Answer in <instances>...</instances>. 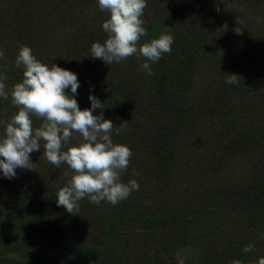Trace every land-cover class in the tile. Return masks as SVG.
Instances as JSON below:
<instances>
[{"label": "trees", "instance_id": "16d2710c", "mask_svg": "<svg viewBox=\"0 0 264 264\" xmlns=\"http://www.w3.org/2000/svg\"><path fill=\"white\" fill-rule=\"evenodd\" d=\"M13 1L12 8L4 12V7H0V38L6 37L0 43V49L5 50L14 45L16 50V54L5 61L7 65L2 70L4 75L9 80L22 81L25 69L23 66L17 68L14 63L21 46L31 48L33 55L49 67L55 64L75 74L79 72L81 85L92 90L103 104L101 109L104 111L98 110V115L103 112V118L107 117L115 125L114 128L120 129L119 135L115 131L111 134L113 143L127 146L132 152L127 169L121 173V182L127 184L136 180L139 184L138 190L132 191L127 199L117 205L101 201L97 211L90 214L88 210L95 203H90L85 197L79 201V211L69 214L63 206H57L56 200L58 191L68 185L73 172L66 167V163L58 168L50 164L44 157L42 141L41 149L32 152L31 156L38 160L35 172L16 169L17 181L23 180L24 186H30L31 193L28 194L39 207L32 219V224L37 227H30L31 232L42 236L44 245L42 247L37 241L39 248L79 264H103L112 249L109 239L114 232L113 225L120 218L131 214L153 226L162 222L175 226L197 222V215L209 208L208 200L212 193L219 204L232 208L237 206L241 220L247 227L264 233V44L259 40L258 28L242 25V43L233 32H227L226 40H219L216 33L224 23L199 8V0L184 2L185 7L195 8L193 12L184 14L190 19L189 22H185V17L180 19L182 15L177 14H144L142 19L145 20L146 42L162 34L174 37L172 50L164 54L162 64L144 60V63H150L153 72L148 75L144 68L138 72L133 66L134 60L130 58L110 65L100 59H93L90 56L91 45L105 42V39L100 40L101 34L83 36L82 39L78 33L64 34L60 29L52 32L49 19L38 21L36 18H27L30 10L24 16L16 14L21 3L30 0H11V3ZM232 2L221 1L231 18L237 13ZM15 18H18L17 24L11 21ZM234 39L239 43L233 45ZM202 64L212 74L210 80L215 88L211 90L206 85L202 94L194 95L199 97L201 105L188 123L190 131L186 129V116L181 113L177 115L178 106L169 111L177 118L172 120V127H167L161 115L162 104H173L166 90L167 84L171 80L182 82L190 91L188 85L192 83V78L187 73L191 69H199ZM3 65L0 60V71ZM120 74L126 77L124 82ZM230 74L239 76L237 83L226 82ZM134 86L137 90L131 94ZM124 87L127 88L126 99L131 102L129 107L132 110L124 106L126 99L122 101L117 94ZM13 115L10 106L0 97V119L4 130L5 122L10 121ZM139 117L147 121V128L142 123L140 125L143 127H134L135 123L141 122ZM42 123L41 119L33 117L34 129ZM203 123L208 128L204 141L208 146L211 145V153L205 157L194 156V162L187 166L186 161H190L187 159L188 152L181 155L177 143L179 137L173 131L181 128L182 137L185 138L195 126ZM81 142L78 134L73 133L69 141L71 146ZM135 142H138L137 147ZM69 143L63 146L62 151L71 147ZM223 159L225 163L226 159L230 160L233 165L223 167ZM183 167L188 168L190 175L187 176L185 187L177 174ZM219 168L222 170L219 171ZM135 172L141 173L148 182L138 178L141 175L137 176ZM215 177L221 179V186L211 185ZM0 178L3 180L1 175ZM172 199L182 204H172ZM159 209L165 213L164 216H161L163 213H156ZM1 216H4L2 212L0 264H30L16 256L17 249L13 254L2 244L10 242L7 230L13 226H19L24 237L33 242L34 238L38 240L37 235L28 236L24 231L27 226L16 222L15 225L11 220L6 223ZM47 228L51 229L50 234ZM66 229H69V233ZM79 231L88 232L85 238L91 235L92 238L98 237L97 244H90L91 241L83 243L80 238L75 240L71 234H83ZM250 244L252 241H243L244 247ZM2 257L6 260H2Z\"/></svg>", "mask_w": 264, "mask_h": 264}, {"label": "rangeland", "instance_id": "374dc122", "mask_svg": "<svg viewBox=\"0 0 264 264\" xmlns=\"http://www.w3.org/2000/svg\"><path fill=\"white\" fill-rule=\"evenodd\" d=\"M199 1V8L211 14L217 20H222L224 23L219 27L216 33L219 40H226L228 38L227 32H233L235 36H238L240 39V43L244 42L243 39H241L242 33L240 30L241 26L245 24L255 29L258 28L256 30H258L259 33V40L264 44V0H232L233 7L237 12L234 14L233 18L228 16L227 7H222V0ZM184 2L185 0H148V8H146L145 14L151 16L157 14L158 16L177 14L182 15L180 19L185 17V22H189L190 19L184 16V14L193 12L195 8L185 7ZM13 4L14 1L11 3V0H0V7H4L2 12L7 8H12ZM41 13L43 14L40 15ZM16 14H18V16L21 14L22 16L26 15L27 18H36L38 21L47 18L51 22L52 32H55V30L59 31L60 29L62 31L61 33L64 34H70L72 32L73 34L78 33L82 39L83 36L86 37L93 34L99 36L101 34L100 40L107 39V33L103 30L102 24L109 18V13L100 10L98 0H30L28 3L22 2ZM17 20L18 18H15L11 21L17 24ZM5 38V36L2 40L0 38V43ZM145 42L144 36L141 38L140 44ZM237 43L239 42L236 39L232 41L233 45ZM2 44L4 45L5 43ZM4 52L5 59L1 60L4 65L0 74H4L2 70L6 68L7 64H5V61L11 59L16 54L14 45L6 48ZM164 54H162L161 58L156 62V65L162 64ZM129 58L134 60V68L137 69L138 72H142L141 70L143 69L144 60L146 58L140 55H133ZM155 73H157L156 75L159 74L158 72ZM76 75L80 82V87L77 89L75 99L81 110L88 109L91 107L89 95L94 96V93L88 87L81 85L82 81L79 80V72H77ZM187 75L192 78V83L188 85L190 91L188 88L184 87V83L182 82L176 83L171 80L167 84L166 90L173 104L169 106L162 104L161 115L166 121L167 127H172V120L176 119L179 113L184 114L187 123L186 129L190 131L188 123L196 115L201 105L198 100L199 97L194 95L202 94L206 85H209L211 90L214 89L215 86L210 80L212 74L203 64L199 69L189 70ZM119 77H121L123 82L125 81L124 79L126 77L123 74H120ZM13 81L8 78L4 81L6 91L9 92V98L7 100L4 99V101L10 106L13 113L16 114L19 109L12 104L10 93L13 86L18 83L19 80ZM125 90L127 91V88L124 87L117 92V94L121 96L122 101L127 98ZM136 90L137 88L134 86L131 94L135 93ZM66 93L70 96L72 95L70 88L66 89ZM130 105L131 102L126 99L124 101V106L132 110L129 107ZM173 107L178 109V114L175 116H172L173 113L169 112ZM98 110L104 111L103 109H97L93 112V115L99 116L97 113ZM104 119H107V117ZM139 119L141 122L135 123L134 127H143L144 125L147 128V125H145L147 121L142 120L143 118L141 117H139ZM140 123L143 125H140ZM138 130H140V128ZM176 130L177 131L173 132L175 136L177 135L179 137L177 143L181 155H186L188 152L187 159L190 161H186L185 158V165H191L194 162V156H209L212 148L211 145L208 146V143L204 141L206 133H208L207 124L203 123L198 127L195 126L192 132L185 138L182 137L183 133L181 128ZM4 135L5 130L3 129V124L0 119V138H3ZM135 143V147H137L138 142ZM69 146H71L70 143ZM32 155L33 153H30V157ZM31 158L33 163H36V170L38 160L34 157ZM231 165H233V163L228 159H226V163L224 161L222 164L223 167H229ZM66 167L69 166L67 165ZM186 167H183L177 172L180 181L183 183V187L186 185L187 176L190 177L187 170L188 168L186 169ZM35 170H32V173H34ZM221 170L222 168H219V171ZM135 173L137 176L141 175L138 178H143L141 173ZM0 175L3 177V180L0 178V212L4 215L1 216L2 219L5 220L6 223L8 220H11L14 224L16 222L19 225L23 224L27 226L24 231L28 233V236L33 234L37 235L38 233L30 231V227H37V225L32 224V219L37 215L35 213L38 210L37 208H39L36 200L28 194L31 193L29 190L30 186H24L25 181L21 179V181H17L19 178L15 177L8 179L4 177L2 171H0ZM143 181L148 182V179L143 178ZM220 183L221 179L215 177L211 185L221 186ZM160 198L162 199L163 197ZM208 201L211 207L209 206L205 212H200L195 218L197 222L193 223H180L175 226L162 222L159 225L153 226L149 225L141 218L130 216L131 214H127L125 217L120 218L113 225L114 232L111 233L112 237L109 239V245L112 249L107 257L104 258L105 263L103 264H232V262L237 260L240 261V264H258V260L264 257V233L254 231L247 227L241 220L237 206L232 208L228 205L223 206L219 204L214 193L210 194ZM100 204H94L95 206L89 208L88 213H95ZM172 204L181 205L182 203L177 199H172ZM156 213L159 215L163 213L161 216L165 215L160 209ZM18 228L17 226H13V228L7 230L11 237L10 240H8L10 242L3 243L2 247H5L8 251H13V254L16 253L15 250L17 249L18 253L16 256L20 257L22 260L28 261L30 264H79L70 258H61L54 253H47L45 250L38 247L39 244H37V241L42 247L44 245L42 244L41 235H37L38 240L33 237L35 240V242H33L29 238L24 237V232ZM63 230H65V228H63ZM47 231L50 234L51 229L47 228ZM66 231L69 233V229H66ZM79 232L83 234H76V232L71 234L74 236L75 240L80 238L83 243H90L91 241L92 243L90 244L98 242V237L92 238L91 235L85 238L88 232ZM244 240L252 241V245L254 246L252 251H243L245 248L243 246ZM2 260L6 259L2 257Z\"/></svg>", "mask_w": 264, "mask_h": 264}, {"label": "clouds", "instance_id": "9594fccd", "mask_svg": "<svg viewBox=\"0 0 264 264\" xmlns=\"http://www.w3.org/2000/svg\"><path fill=\"white\" fill-rule=\"evenodd\" d=\"M98 6L109 13V18L102 24L107 39L91 45L93 59L110 65L140 55L147 61L157 62L162 54L171 52L174 42L171 34L140 44L141 38L147 35L142 17L148 0H98ZM2 59L5 52L0 49ZM14 63L25 70L22 81L16 83L10 93L12 104L19 110L5 122V135L0 138V157L3 158L0 171L4 177L15 178L18 168L35 170L36 163L31 161L30 153L39 151L43 141L46 160L57 168L66 163L73 172L68 185L58 191L56 200L57 206H63L69 214L79 211V201L85 197L97 205L105 200L117 205L138 190L136 180L125 184L120 179L132 156L127 146L113 143L111 134L115 131L119 135L120 129L114 128L111 120L104 119L103 112L93 115L102 108L101 101L89 95L91 107L79 108L75 99L80 87L77 75L55 64L49 67L40 62L28 46H21ZM143 68L148 75L153 74L150 63H144ZM238 77L230 74L226 82L235 84ZM5 80L7 76L0 74V97L7 100L9 92ZM69 88L71 96L66 93ZM32 117L43 121L40 127L33 128ZM73 133H77L82 142L62 151ZM253 248L250 244L243 251L250 252ZM232 264H240V261ZM258 264H264V257Z\"/></svg>", "mask_w": 264, "mask_h": 264}]
</instances>
